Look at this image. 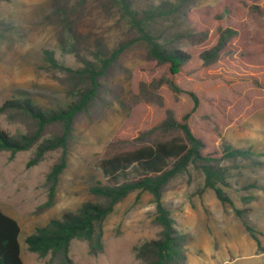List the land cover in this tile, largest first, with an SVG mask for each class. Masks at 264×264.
<instances>
[{
	"label": "rangeland",
	"instance_id": "obj_1",
	"mask_svg": "<svg viewBox=\"0 0 264 264\" xmlns=\"http://www.w3.org/2000/svg\"><path fill=\"white\" fill-rule=\"evenodd\" d=\"M108 0H87L77 22V30L88 38L92 48L101 40L113 49L127 36L126 20ZM161 0H137V8H147ZM220 0H194L192 8L212 6ZM48 0H0V105L12 98L28 97L41 108L55 110L71 101L60 74L49 70L44 49L67 67H77L75 58L63 53L52 21L46 19ZM235 24L241 33L250 34L256 24L238 10ZM190 26L172 18L158 20L154 34L176 37ZM264 34V26L262 27ZM145 45L138 41L118 58L102 81L99 99L87 114L80 115L72 130L66 155V168L59 175L53 206L38 210L45 201V174L58 158V152L46 153L31 168H26L33 150L10 157L0 152V209L19 225L17 237L22 264H47L50 256H37L26 250L24 238L38 226H46L65 212L75 211L82 203L94 201L89 186L100 180L94 163L111 141L128 140L164 118L167 109L174 117L189 113L196 97V109L188 125L202 137L207 152L224 145L252 148L260 154V165L245 160L225 161L228 186L223 190L234 207L245 211L244 220L258 236L260 248L244 230L242 221L229 206L223 207L213 191L199 194L203 177L189 168L170 181L163 193L164 206L175 220L176 229L187 234L186 264H264V53L252 66L234 56H222L209 68H183L174 82L182 89L176 97L166 87L158 93L162 106L138 98V86L157 79L162 69L145 56ZM31 125L19 118L0 113V129L14 136L29 131ZM59 127L46 129L44 136L57 133ZM258 160V159H257ZM248 186H253L249 187ZM242 197H252L245 204ZM154 204L147 193H131L103 222V250L91 256L87 243L72 240L69 257L75 264H142L133 248L156 239Z\"/></svg>",
	"mask_w": 264,
	"mask_h": 264
},
{
	"label": "trees",
	"instance_id": "obj_2",
	"mask_svg": "<svg viewBox=\"0 0 264 264\" xmlns=\"http://www.w3.org/2000/svg\"><path fill=\"white\" fill-rule=\"evenodd\" d=\"M118 8L126 20L127 36L113 49H107L98 38L92 48L88 38L76 27L87 0H48L46 19L52 21L63 53L75 58L77 67H67L57 61L52 50L42 51L49 70L60 74L71 101L55 110L44 109L28 97L5 100L0 113L19 118L31 125L29 131L10 136L0 129V152L16 153L31 150L26 168L36 166L46 153L58 152V158L45 174L47 195L38 210H48L54 204L59 175L66 168V155L72 139L76 119L87 114L99 99L102 81L118 58L134 43L145 45V56L161 75L149 83L138 86V98L145 103L162 104L158 93L166 87L173 96L183 92L174 77L183 68L202 69L214 65L222 56H234L242 63L252 66L264 53V0H220L212 6L192 8L194 0H161L147 8H137V0H108ZM238 10L253 19L256 30L241 33L235 24ZM80 13V14H79ZM172 18L190 27L187 33L176 37L154 34L158 20ZM244 66V67H243ZM178 119L167 109L164 118L149 129L128 140L111 141L95 161L100 180L89 186L94 201L82 203L75 211L65 212L52 219L46 226H38L24 238L26 250L41 258L50 256L47 264H75L69 257L72 240L87 243L88 252L95 256L102 252L103 222L114 207L131 193H147L154 204V224L159 228L158 237L144 241L133 248L134 257L142 264H186L185 246L187 234L176 229L170 211L164 206L163 193L170 181L186 173L189 168L203 177L199 194L213 191L221 206H229L241 219L244 230L260 248L255 230L244 220L245 211L237 209L223 190L228 186V170L225 161L245 160L252 166L260 165L257 154L246 147L222 146L207 152V144L196 136L188 125L189 115ZM59 127L57 133L44 136L46 129ZM253 187V186H248ZM248 204L252 197H242ZM18 223L0 209V264H22L20 261Z\"/></svg>",
	"mask_w": 264,
	"mask_h": 264
},
{
	"label": "crops",
	"instance_id": "obj_3",
	"mask_svg": "<svg viewBox=\"0 0 264 264\" xmlns=\"http://www.w3.org/2000/svg\"><path fill=\"white\" fill-rule=\"evenodd\" d=\"M263 110H264V109H263ZM249 149H250L251 151H253L252 148L249 147ZM253 152L256 153L255 151H253ZM256 154H257V159H258L259 163H261L262 161L260 160V154H258V153H256Z\"/></svg>",
	"mask_w": 264,
	"mask_h": 264
}]
</instances>
